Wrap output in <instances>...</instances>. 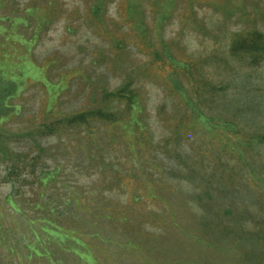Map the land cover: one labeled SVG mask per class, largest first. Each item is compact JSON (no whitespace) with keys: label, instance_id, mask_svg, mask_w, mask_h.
I'll return each mask as SVG.
<instances>
[{"label":"rangeland","instance_id":"374dc122","mask_svg":"<svg viewBox=\"0 0 264 264\" xmlns=\"http://www.w3.org/2000/svg\"><path fill=\"white\" fill-rule=\"evenodd\" d=\"M0 110V264H264V0H0Z\"/></svg>","mask_w":264,"mask_h":264},{"label":"trees","instance_id":"16d2710c","mask_svg":"<svg viewBox=\"0 0 264 264\" xmlns=\"http://www.w3.org/2000/svg\"><path fill=\"white\" fill-rule=\"evenodd\" d=\"M126 93H124V92H119V95H118V98L120 99V100H124V98H125V95ZM131 98V96L128 98V99H130ZM1 111V110H0ZM96 115H98L99 117H102V118H106V117H109L110 115H106L105 114V112L104 111H102V110H98V111H96V113H95Z\"/></svg>","mask_w":264,"mask_h":264}]
</instances>
